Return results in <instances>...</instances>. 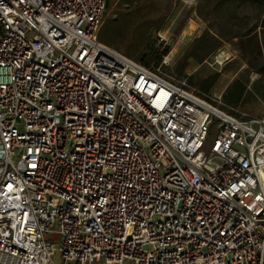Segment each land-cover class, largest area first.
<instances>
[{"label": "built area", "instance_id": "1", "mask_svg": "<svg viewBox=\"0 0 264 264\" xmlns=\"http://www.w3.org/2000/svg\"><path fill=\"white\" fill-rule=\"evenodd\" d=\"M106 11L0 0V264H264V116L108 46Z\"/></svg>", "mask_w": 264, "mask_h": 264}, {"label": "rangeland", "instance_id": "2", "mask_svg": "<svg viewBox=\"0 0 264 264\" xmlns=\"http://www.w3.org/2000/svg\"><path fill=\"white\" fill-rule=\"evenodd\" d=\"M137 1L152 9L156 19L164 16L161 26L153 32L152 36L157 43H162L169 48L166 54L168 58L165 63L161 62L165 68L159 67V73L176 82L186 81L185 77L175 76L174 64L194 38L208 33L206 41L208 49L203 53V59L201 61L189 59L185 74L208 76L218 73V79L210 94L221 96L232 81L238 78L245 80L248 75L245 100L234 109V113L239 116H264V100L248 94L254 90L255 81L264 78V70L261 73L248 66V64L256 68L264 66V30L260 28L255 30L259 45L256 49L250 50L247 55L238 48V38L233 37L236 32L245 31L258 20V15L263 13L259 2L197 0L194 7L188 8L180 0ZM124 2L125 0H106V22L117 18L118 9L127 6ZM179 26L182 27L179 29ZM160 36L163 40H160ZM55 246L57 247L56 244ZM59 261L57 255L56 262L59 263Z\"/></svg>", "mask_w": 264, "mask_h": 264}, {"label": "trees", "instance_id": "3", "mask_svg": "<svg viewBox=\"0 0 264 264\" xmlns=\"http://www.w3.org/2000/svg\"><path fill=\"white\" fill-rule=\"evenodd\" d=\"M228 2L242 3L247 0H226ZM259 2L262 8L258 20L242 32H236L233 37L238 38V48L244 54H248L250 50L258 47L257 28L264 30V0H252ZM127 4L117 11V18L109 20L102 33V41L108 46L121 51L127 57L141 63L151 69L164 67L162 65L163 57L168 53L169 48L157 43L154 39L153 32L158 30L163 22V17L156 19L154 11L144 6L137 0H125ZM201 14V12H199ZM248 25V24H246ZM182 26H179V29ZM208 33H203L199 37L194 38L187 47L182 51L174 64L173 73L177 78L185 77L188 85L194 87L202 93H210L214 87L218 73H212L208 76L192 74L187 76L185 68L189 59L201 61L203 53L208 49L206 45ZM249 68L257 69L263 72L264 66L259 68L248 64ZM248 75L245 80L235 79L224 90L221 99L224 107L231 113L234 109L241 105L246 97ZM250 95L260 97L264 100V78L258 79L253 85Z\"/></svg>", "mask_w": 264, "mask_h": 264}]
</instances>
